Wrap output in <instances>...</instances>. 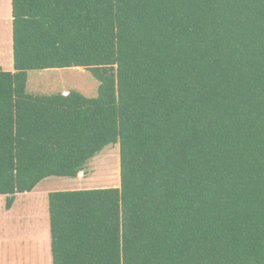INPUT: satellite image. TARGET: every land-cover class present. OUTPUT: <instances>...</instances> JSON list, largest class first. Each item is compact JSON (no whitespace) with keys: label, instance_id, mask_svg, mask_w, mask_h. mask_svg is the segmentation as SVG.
<instances>
[{"label":"trees","instance_id":"1","mask_svg":"<svg viewBox=\"0 0 264 264\" xmlns=\"http://www.w3.org/2000/svg\"><path fill=\"white\" fill-rule=\"evenodd\" d=\"M0 196L119 146V188L48 194L52 264H264V0H11ZM81 69L96 98L27 93Z\"/></svg>","mask_w":264,"mask_h":264},{"label":"rangeland","instance_id":"2","mask_svg":"<svg viewBox=\"0 0 264 264\" xmlns=\"http://www.w3.org/2000/svg\"><path fill=\"white\" fill-rule=\"evenodd\" d=\"M9 4L0 0V52L7 55L12 24L8 21ZM27 93L30 96L49 97L70 92L87 98H96L98 82L81 69L32 71L28 73ZM119 146L114 145L91 160L76 179L48 178L37 186L32 195H18L10 210L5 197L0 196V251L8 261L27 260L39 264L45 225L49 227L48 194L57 191L119 188ZM47 217V218H46ZM36 228V229H35ZM48 252V246H46ZM1 254V253H0ZM12 256V257H11ZM14 258V259H13Z\"/></svg>","mask_w":264,"mask_h":264},{"label":"crops","instance_id":"3","mask_svg":"<svg viewBox=\"0 0 264 264\" xmlns=\"http://www.w3.org/2000/svg\"><path fill=\"white\" fill-rule=\"evenodd\" d=\"M7 3L9 4L8 21L12 24L11 0H7ZM0 68L5 72H13L12 30H11L9 41H8L7 55L4 56V54L2 53V50L0 52ZM27 89H28V84H27ZM38 188L36 187L31 193L26 194V195L34 194ZM69 191H72V190H69ZM15 199H16V197H15ZM14 203H15V201H14ZM47 217H49V216H47ZM48 232H49V235L47 233V226L45 225V233L42 236L43 241H41L42 242V248L40 249L39 254H38L39 255V264H52V257H51V251H50L49 227H48ZM0 244H2V243H0ZM45 245L48 246V252H46L47 250H46ZM0 253H1L0 254V264H29L30 263L27 260H23V261L19 260V258H17L16 261L11 260V262H9L8 261L9 257L7 255H5L3 257V261H2L1 256H3L4 254L1 251H0Z\"/></svg>","mask_w":264,"mask_h":264},{"label":"bare ground","instance_id":"4","mask_svg":"<svg viewBox=\"0 0 264 264\" xmlns=\"http://www.w3.org/2000/svg\"><path fill=\"white\" fill-rule=\"evenodd\" d=\"M36 229V228H35Z\"/></svg>","mask_w":264,"mask_h":264}]
</instances>
